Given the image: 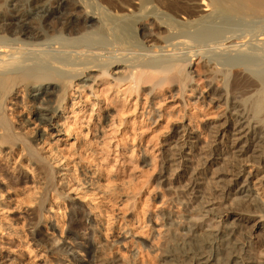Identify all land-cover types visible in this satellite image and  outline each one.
<instances>
[{"label": "bare ground", "instance_id": "obj_1", "mask_svg": "<svg viewBox=\"0 0 264 264\" xmlns=\"http://www.w3.org/2000/svg\"><path fill=\"white\" fill-rule=\"evenodd\" d=\"M97 1L0 0V252L264 264V0Z\"/></svg>", "mask_w": 264, "mask_h": 264}, {"label": "rangeland", "instance_id": "obj_2", "mask_svg": "<svg viewBox=\"0 0 264 264\" xmlns=\"http://www.w3.org/2000/svg\"><path fill=\"white\" fill-rule=\"evenodd\" d=\"M96 1V3L98 2L99 3V1H97V0H95ZM13 16L12 17H14V18H16L17 16H18V13L17 14H12ZM60 20V19H59ZM53 23H57L58 21H57V19H55V20H53L52 21ZM64 21H62V20H60V23H63ZM134 30H132V31H130V35H131V37L133 38L132 39V42H134V44L136 43V44H140L141 43V39H140V37H139V35H137V32H133ZM135 33V34H134ZM133 34L136 36H138L139 38H137V36L135 37H133ZM137 38V39H136ZM139 39V40H138ZM199 64H200V62H198V61H194V65H192V67H191V69H190V71L193 73V76H195V80H196V83L198 84V88L200 89V91H207V89L205 88V85H206V76L204 75V74H202L201 72H199V68H200V66H199ZM203 95L204 96H206V93H203ZM33 96H35V95H33ZM178 102H176L175 103V105H174V107H180V105L179 104H177ZM165 104H167L168 106H171L172 104H173V102L170 100V99H168V100H166V102H165ZM205 110H207V109H205ZM204 110V111H205ZM212 112H215V113H218V112H220L221 110H218V111H216V110H211ZM25 114V113H24ZM190 118V117H189ZM191 154H192V152H190V149L188 148V147H185L184 148V150H183V155H185L187 158H189L190 156H191ZM219 159H220V157H219ZM131 161H134V160H131ZM125 165H127V167H129L130 166V164H125ZM245 168V167H244ZM245 169H248V168H245ZM250 171H251V173H252V177H251V179H250V182H251V187L254 189V190H256V191H258V194L261 196V197H264V193H263V187H262V185H261V183L264 181V172L261 170V169H254V168H252V169H250ZM183 172L184 171H181V172H179L178 174H177V176L178 177H181L182 175H183ZM206 175H208V176H210L211 175V172H209V170H207L206 171ZM205 176V175H204ZM207 176V177H208ZM120 183H119V185H122L123 183L125 184L127 181H128V176L126 175V174H124L121 178H120ZM171 196H173V194L171 195ZM170 196V197H171ZM171 198H174V196L173 197H171ZM241 216H240V219H242L243 221H242V224L243 225H245V226H251L252 224H253V218H249V216L247 217L246 216V214H240ZM246 216V217H245ZM238 217H236V219H237ZM69 219V217L67 218V220ZM230 221H232V219L230 220ZM79 226H77V225H72L71 226V230H77V231H79L80 232V229L78 228ZM244 228V227H243ZM47 235L45 236V235H39V234H37V238L39 239V240H41V241H46V240H48V239H52V236H51V234H50V232H48V233H46ZM82 239L85 241V239L86 240H89V238L87 237V236H84V235H82L81 234V232H80V238H78V237H76V236H72L71 237V240L72 241H70L71 242V244H77V243H79V244H81V242L83 243V241H82ZM246 240H248V239H246ZM68 242H69V240H68ZM62 243V242H61ZM6 248H5V250L3 249L1 252H0V255L3 257V259L0 261V264H26V261H25V257L24 256H21L20 254H13V252L12 251H16V253H18V248L16 247V246H14L13 245V243L12 242H9V244H8V246H5ZM9 247H10V249H12V250H8L9 249ZM63 248L66 250V251H68L70 248H71V245H69V244H67V243H64L63 244ZM70 253V252H69ZM69 257H72L71 255H69ZM79 260L81 261V259L79 258Z\"/></svg>", "mask_w": 264, "mask_h": 264}]
</instances>
